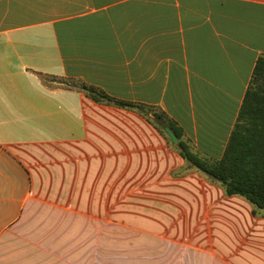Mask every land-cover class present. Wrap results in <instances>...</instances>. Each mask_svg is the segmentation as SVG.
<instances>
[{"label":"crops","instance_id":"obj_1","mask_svg":"<svg viewBox=\"0 0 264 264\" xmlns=\"http://www.w3.org/2000/svg\"><path fill=\"white\" fill-rule=\"evenodd\" d=\"M262 56L264 0H0V264H264L176 147L224 158Z\"/></svg>","mask_w":264,"mask_h":264},{"label":"trees","instance_id":"obj_2","mask_svg":"<svg viewBox=\"0 0 264 264\" xmlns=\"http://www.w3.org/2000/svg\"><path fill=\"white\" fill-rule=\"evenodd\" d=\"M40 77L48 81L45 75L40 74ZM80 88L97 102L144 108L110 97L95 87L82 85ZM157 117L164 126L171 127L178 138L181 137L174 123L163 113H157ZM176 147L193 167L221 182L229 196L245 198L255 210L264 209V56L259 58L255 66L237 129L224 158L220 162H206L192 152L184 141H180Z\"/></svg>","mask_w":264,"mask_h":264},{"label":"water","instance_id":"obj_3","mask_svg":"<svg viewBox=\"0 0 264 264\" xmlns=\"http://www.w3.org/2000/svg\"><path fill=\"white\" fill-rule=\"evenodd\" d=\"M165 131L170 136V138L172 139V141L174 143H178L179 142V138L177 137V135L175 134V132L171 129V127L167 126L165 128Z\"/></svg>","mask_w":264,"mask_h":264}]
</instances>
